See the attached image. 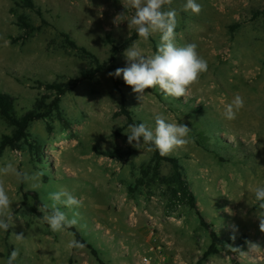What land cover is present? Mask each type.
<instances>
[{"label": "rangeland", "instance_id": "374dc122", "mask_svg": "<svg viewBox=\"0 0 264 264\" xmlns=\"http://www.w3.org/2000/svg\"><path fill=\"white\" fill-rule=\"evenodd\" d=\"M32 1L35 10L22 0H0V92L13 98L19 117L45 116L30 124L28 140L0 157V168L11 163L29 177L0 174L14 216L8 232L0 230V264L14 249V264H134L158 248L169 264H264V250L248 253L246 243L264 249L254 197L255 188L264 186V0H197L198 15L183 10L186 0H173L176 44L195 43L208 70L182 98L157 87L145 89L142 100L122 75L119 88L109 76L128 66L123 53L133 43L152 55L160 39L155 33L145 41L128 28L134 9L127 0ZM21 16L31 32L19 25ZM44 84L71 86L58 110L55 93ZM236 94L245 104L229 121L222 113ZM158 114L190 128L189 143L166 156L178 159L203 218L231 251L241 247L244 255L220 252L203 260L211 238L196 211L173 202V166L163 162L156 170L148 145L128 144L129 124L154 129ZM14 132L0 114V142ZM201 137L206 147L198 145ZM61 189L82 204L58 205L69 218L78 213V225L53 232L40 209ZM33 192L42 217L31 211ZM72 229L97 256L85 246L67 247L75 240ZM13 233L25 239L17 241Z\"/></svg>", "mask_w": 264, "mask_h": 264}, {"label": "clouds", "instance_id": "9594fccd", "mask_svg": "<svg viewBox=\"0 0 264 264\" xmlns=\"http://www.w3.org/2000/svg\"><path fill=\"white\" fill-rule=\"evenodd\" d=\"M173 0H127L128 5L134 9V15L128 20V28L135 27L136 33L145 41L155 33L160 34L159 43L156 51L152 55H145L136 43L129 46L123 53L128 66L116 68L109 76L120 77L126 85L132 88V91L138 94V99L142 100L145 89L159 88L166 96L182 98L187 95L189 88L198 82L202 73L207 72L208 63L197 52V45L189 43L184 46L176 44L177 13L175 9L170 8ZM165 6H169L165 10ZM185 12L191 11L193 14H199L202 11V5L197 0H186L183 5ZM124 14L118 15L114 23L119 24L118 18ZM245 101L242 96L236 94L232 101L226 104L222 113L226 120H235L237 114L244 107ZM155 127L149 128L146 123L129 124L127 142L134 147L140 148L148 145V151H159L161 156L171 154L177 149H181L189 143L190 128L177 122H168L163 114L155 116ZM141 138L143 145L140 144ZM0 174H13L22 181L29 179L26 173H21L9 163L4 168H0ZM42 175V174H41ZM255 200L259 203L257 217L259 219V229L264 233V186H258L254 190ZM49 199L52 203L44 204L41 212L45 213L43 221L48 224L51 231L61 232L67 228L78 225V213H74L71 218L61 211L58 205L65 207L79 208L82 201L76 198L71 192L61 189L51 193ZM12 200L10 199L3 181H0V230L8 232L13 226L14 216L11 211ZM50 212H47L48 209ZM228 211V209H225ZM238 231V227L233 226V232ZM17 241H23V234H15ZM232 239H235L233 234ZM248 244V253L257 254L261 249L258 243L246 241ZM68 248H82L84 245L77 240H71L67 244ZM234 251H240L241 255L245 252L239 248H233ZM19 256V250L14 249L7 264H14Z\"/></svg>", "mask_w": 264, "mask_h": 264}, {"label": "trees", "instance_id": "16d2710c", "mask_svg": "<svg viewBox=\"0 0 264 264\" xmlns=\"http://www.w3.org/2000/svg\"><path fill=\"white\" fill-rule=\"evenodd\" d=\"M22 1L27 8L35 10L36 8L35 3L32 0H22ZM38 12L41 11L39 10ZM18 23L23 30H26L28 32H31L33 30V27L28 23V21L25 18H23V16L18 18ZM69 44L74 46V43L69 42ZM117 52H118L117 48L114 49L113 59L116 57ZM100 70H101V66L97 68L96 72H99ZM93 75L94 74L90 75L89 77H93ZM84 76L85 79L89 78L87 75ZM113 84L116 88H119L120 85L119 77L114 78ZM41 87H44L47 91H51L55 93L56 98L54 101H52V105L55 110L59 109V101H61V97H64L71 90V86H63L62 84H44L41 85ZM122 110L127 115V117H129V114L124 106ZM0 114L6 119V121L11 126L15 128V132L12 136H5L0 142V157L6 148L8 147L15 148L17 147V144L19 142H22L23 140H28V138L30 137L28 133L30 124L33 121H35L37 118L45 117V116H41L40 113L39 114L29 113L24 117H19L15 110V104L13 98L1 92H0ZM202 139L203 138L201 137V139L197 141V143L201 147H206L205 145L206 143ZM152 154H153L152 163L154 164L156 170L160 168L163 162H168L174 168L175 189L173 190L172 193V200L175 203V205L176 206L185 205L190 210L196 211L198 218L200 220L201 227H203L209 232L211 238L210 245L203 255V260H208L210 257L217 255L220 252H225L228 253L229 255L236 254L238 256L240 254V251H237L236 253L231 251L229 249L228 244L222 240L219 234L215 231L214 227L203 218L204 216L198 209L194 193L191 190V187L187 179L182 174V169L178 159L170 158L168 156H161L159 154V151L154 149V146H153ZM29 194L32 195L33 199L36 201L35 205L31 208L32 213L35 214L37 217H42L41 213L38 212V208L42 206V202L39 198V195L36 192ZM29 194L28 193L24 194L23 204H25ZM72 230L74 231L73 233L75 240L80 241L85 247L89 248L95 256H97L98 255L97 250L94 249L92 245L88 244L85 240H83L80 234L77 233L78 231L76 229H72ZM239 249L243 250L241 247H239ZM232 263L240 264L239 261L236 259H234Z\"/></svg>", "mask_w": 264, "mask_h": 264}, {"label": "built area", "instance_id": "2783aa9c", "mask_svg": "<svg viewBox=\"0 0 264 264\" xmlns=\"http://www.w3.org/2000/svg\"><path fill=\"white\" fill-rule=\"evenodd\" d=\"M154 254L137 257L134 261V264H169L166 260V256L163 255L161 248H158L157 251H152Z\"/></svg>", "mask_w": 264, "mask_h": 264}]
</instances>
